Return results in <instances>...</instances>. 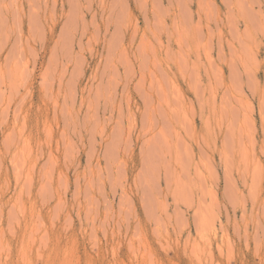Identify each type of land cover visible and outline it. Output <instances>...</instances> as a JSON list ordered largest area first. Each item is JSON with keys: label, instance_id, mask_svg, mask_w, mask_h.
Wrapping results in <instances>:
<instances>
[{"label": "rangeland", "instance_id": "374dc122", "mask_svg": "<svg viewBox=\"0 0 264 264\" xmlns=\"http://www.w3.org/2000/svg\"><path fill=\"white\" fill-rule=\"evenodd\" d=\"M0 264H264V0H0Z\"/></svg>", "mask_w": 264, "mask_h": 264}]
</instances>
